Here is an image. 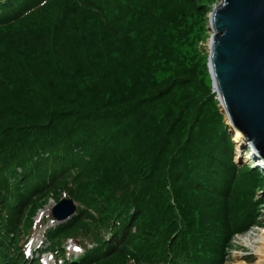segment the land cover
Returning a JSON list of instances; mask_svg holds the SVG:
<instances>
[{
  "label": "trees",
  "instance_id": "trees-1",
  "mask_svg": "<svg viewBox=\"0 0 264 264\" xmlns=\"http://www.w3.org/2000/svg\"><path fill=\"white\" fill-rule=\"evenodd\" d=\"M211 1L0 0V264H222L255 223L264 177L196 49ZM63 195L76 215L27 257Z\"/></svg>",
  "mask_w": 264,
  "mask_h": 264
},
{
  "label": "water",
  "instance_id": "water-1",
  "mask_svg": "<svg viewBox=\"0 0 264 264\" xmlns=\"http://www.w3.org/2000/svg\"><path fill=\"white\" fill-rule=\"evenodd\" d=\"M208 69L226 126L239 131L264 169V0H220L208 15ZM73 199L52 210L59 222L76 213Z\"/></svg>",
  "mask_w": 264,
  "mask_h": 264
},
{
  "label": "rangeland",
  "instance_id": "rangeland-1",
  "mask_svg": "<svg viewBox=\"0 0 264 264\" xmlns=\"http://www.w3.org/2000/svg\"><path fill=\"white\" fill-rule=\"evenodd\" d=\"M219 4H220V0H212L208 4L207 14L204 17V23L202 24L201 29L199 31V33L202 31L201 33L202 37L196 42V49L198 50L199 55L202 58V60L206 63L207 74H208L209 80L211 81V84H212V80H211V76L209 74V69H208V58H209L208 47H209V40L211 38L212 32L209 26L208 15L214 9V7L218 6ZM193 42L195 45V39L193 40ZM215 99L218 101L217 96L215 97ZM217 106H219V101L217 102ZM223 120L226 124L227 120L224 115H223ZM226 128L234 144L233 157H234L235 163L238 164L240 167H243V166L252 167L258 170L259 174H261V176L264 177V172L260 168L254 167L255 166L254 163L246 158L247 157L246 146L244 147L243 145L241 147V156H240V153H237V150H236L237 141L234 140V133L228 127ZM255 200L259 201V209L257 212L255 223L246 231L239 232L233 235L231 242L229 243V246L225 250V255H224L222 264H237L239 262H245L247 264H254L255 261L257 260L258 256L255 250V247L251 245H247L246 241H249L248 243L251 244L252 240L257 239L259 237L260 232L264 230V182H263V186H261L260 190H258V192L255 194ZM48 203L49 204H47L43 208L39 216L36 218V226H35L36 233H35V237L33 241L31 242L34 248L40 246L41 242L44 240L43 238V233L45 231L44 229H46L48 225L50 226L51 224H53L49 222V224L45 227L39 224L41 217L43 216L46 217L50 215L51 209L55 205V201L52 198L49 200ZM35 229H34V232H35ZM67 245L69 249L71 250V253L75 255L74 257L78 256L79 253H82L79 245L78 244L75 245L73 241L69 242ZM76 249H79V251H77ZM30 253H32V251H29V254ZM48 256L49 255L44 256V260L46 263H49Z\"/></svg>",
  "mask_w": 264,
  "mask_h": 264
},
{
  "label": "bare ground",
  "instance_id": "bare-ground-1",
  "mask_svg": "<svg viewBox=\"0 0 264 264\" xmlns=\"http://www.w3.org/2000/svg\"><path fill=\"white\" fill-rule=\"evenodd\" d=\"M209 46H210V40H209ZM227 123L229 124L230 121L227 119ZM243 137L240 134L239 131H234V140L237 141V153H240L241 147L244 145ZM258 166L259 164H255V166ZM249 241H246L247 245H251L255 247L256 253H257V260L254 264H264V230H262L259 234V237L257 239H253L252 243H248ZM256 244V245H255ZM237 264H247L245 262H239Z\"/></svg>",
  "mask_w": 264,
  "mask_h": 264
},
{
  "label": "built area",
  "instance_id": "built-area-1",
  "mask_svg": "<svg viewBox=\"0 0 264 264\" xmlns=\"http://www.w3.org/2000/svg\"><path fill=\"white\" fill-rule=\"evenodd\" d=\"M247 158L252 161L254 164H257V162L250 156V151L247 149ZM259 167V166H258ZM261 168V167H260ZM263 169V168H262ZM264 170V169H263Z\"/></svg>",
  "mask_w": 264,
  "mask_h": 264
},
{
  "label": "snow or ice",
  "instance_id": "snow-or-ice-1",
  "mask_svg": "<svg viewBox=\"0 0 264 264\" xmlns=\"http://www.w3.org/2000/svg\"><path fill=\"white\" fill-rule=\"evenodd\" d=\"M77 251H79V249H76Z\"/></svg>",
  "mask_w": 264,
  "mask_h": 264
}]
</instances>
